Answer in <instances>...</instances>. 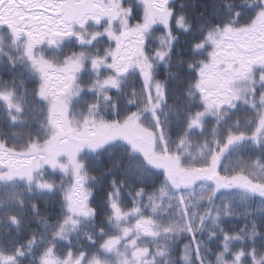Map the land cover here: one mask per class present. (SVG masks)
Instances as JSON below:
<instances>
[{
  "label": "snow or ice",
  "instance_id": "1",
  "mask_svg": "<svg viewBox=\"0 0 264 264\" xmlns=\"http://www.w3.org/2000/svg\"><path fill=\"white\" fill-rule=\"evenodd\" d=\"M0 264H264V0H0Z\"/></svg>",
  "mask_w": 264,
  "mask_h": 264
},
{
  "label": "trees",
  "instance_id": "2",
  "mask_svg": "<svg viewBox=\"0 0 264 264\" xmlns=\"http://www.w3.org/2000/svg\"><path fill=\"white\" fill-rule=\"evenodd\" d=\"M236 223H237V224H242V221H239V220H238V221H236ZM181 247H182V245H181ZM209 259H212V257H209Z\"/></svg>",
  "mask_w": 264,
  "mask_h": 264
}]
</instances>
